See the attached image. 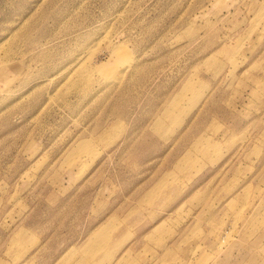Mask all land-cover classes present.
I'll return each mask as SVG.
<instances>
[{
    "label": "rangeland",
    "instance_id": "374dc122",
    "mask_svg": "<svg viewBox=\"0 0 264 264\" xmlns=\"http://www.w3.org/2000/svg\"><path fill=\"white\" fill-rule=\"evenodd\" d=\"M0 264H264V0H0Z\"/></svg>",
    "mask_w": 264,
    "mask_h": 264
},
{
    "label": "bare ground",
    "instance_id": "6f19581e",
    "mask_svg": "<svg viewBox=\"0 0 264 264\" xmlns=\"http://www.w3.org/2000/svg\"><path fill=\"white\" fill-rule=\"evenodd\" d=\"M118 51H119V49L118 50H114V51H112V54H114V53H118ZM121 52V51H120ZM102 66H100L101 68H103L104 67V64H101Z\"/></svg>",
    "mask_w": 264,
    "mask_h": 264
}]
</instances>
